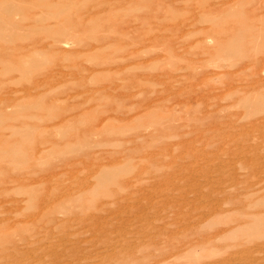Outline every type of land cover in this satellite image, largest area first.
<instances>
[{
	"label": "rangeland",
	"instance_id": "374dc122",
	"mask_svg": "<svg viewBox=\"0 0 264 264\" xmlns=\"http://www.w3.org/2000/svg\"><path fill=\"white\" fill-rule=\"evenodd\" d=\"M0 264H264V0H0Z\"/></svg>",
	"mask_w": 264,
	"mask_h": 264
}]
</instances>
